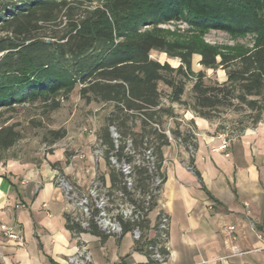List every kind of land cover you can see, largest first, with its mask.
Listing matches in <instances>:
<instances>
[{
	"label": "trees",
	"instance_id": "1",
	"mask_svg": "<svg viewBox=\"0 0 264 264\" xmlns=\"http://www.w3.org/2000/svg\"><path fill=\"white\" fill-rule=\"evenodd\" d=\"M172 22L235 36L254 35L256 41L238 55L220 54L208 44L195 42L181 44L180 53H173V45L158 32L160 26ZM153 50L179 57L181 65L173 67L153 59ZM196 53L205 68L222 65L227 70L226 81H206L203 72L195 74L192 57ZM76 88L88 103L113 105L99 136L107 146L111 187L128 192L121 168L110 163L111 155H118L122 162L133 161L132 154L125 155L127 135H131L129 145L136 152L153 148L154 180L160 177L164 183L163 148L172 141L164 125L169 119L176 123L175 104L207 121L242 104L257 111L254 123L262 119L264 0H105L95 6L92 0H0V110L38 103L44 110L54 111ZM111 125H117L125 136L119 147L114 146ZM134 127L138 131L131 133ZM169 130L173 139H180L188 151H195V126L183 131L176 123ZM52 134L55 142L65 136V131ZM21 137L15 125L0 127V162L3 153ZM133 168V187L129 190L145 192L152 169L149 165ZM128 196L134 201L131 193ZM135 225L145 236L149 218L125 223L124 232ZM65 226L73 235L90 232L103 239L109 236L93 221L89 228H83L71 214L66 215ZM138 243L147 252L150 242ZM161 251L169 255V250Z\"/></svg>",
	"mask_w": 264,
	"mask_h": 264
},
{
	"label": "crops",
	"instance_id": "2",
	"mask_svg": "<svg viewBox=\"0 0 264 264\" xmlns=\"http://www.w3.org/2000/svg\"><path fill=\"white\" fill-rule=\"evenodd\" d=\"M194 126L193 154L173 140L163 148L164 183L143 241L154 236L163 212L170 218L165 264H264V122L229 138V156L217 150L224 134L213 133L210 121L194 117ZM74 158L61 169L45 163L0 173V225L19 235L10 239L0 228V264H67L80 245L88 247L93 264L148 262L130 231L103 239L66 228V215L74 210L56 176L82 190L102 171L110 183L104 158L96 168L87 163L90 155L86 164Z\"/></svg>",
	"mask_w": 264,
	"mask_h": 264
},
{
	"label": "rangeland",
	"instance_id": "3",
	"mask_svg": "<svg viewBox=\"0 0 264 264\" xmlns=\"http://www.w3.org/2000/svg\"><path fill=\"white\" fill-rule=\"evenodd\" d=\"M103 1L105 0H92V4L95 6ZM158 32L173 45V53H180L181 49L179 45L195 42L197 45L208 44L214 47L220 54L238 55L241 51L251 48L256 41V36L254 35L235 36L218 30H199L182 22H172L162 25L159 27ZM151 57L161 63L168 62L173 67L181 65L179 57L170 56L166 52L153 50L151 51ZM217 60L220 61L221 58L218 57ZM200 61L201 55L198 53L194 54L192 65L195 74L200 71L203 72L206 81H218L220 83L226 81L227 70L222 65H218L216 68H205ZM192 82L193 79L187 85V93L191 89ZM173 107L178 114L176 123H179V128L183 131L190 128L193 129L194 125L190 126V122H194L195 114L185 110L179 104H175ZM112 109V104L96 101L86 102L81 98L79 89L76 88L67 100L62 101L61 107L54 111H46L38 103L18 105L15 107V110L10 111L0 110V127L11 124L15 125L22 135L14 147L3 153V160L0 162V173H6L10 168L19 167L20 165L30 167L40 166L45 163L50 164L53 169H61L73 163L74 156L79 157V155L84 156L78 159L80 163L85 164L88 161V155H90L92 158L87 163L91 167L96 168L98 161L93 154L94 147L96 143H99V150H104L106 147L104 157L106 156L107 146L99 136L107 125L106 118ZM256 115L257 111L250 110L246 105L236 104L231 108L223 110L210 121L213 125L212 132L222 133L228 139L236 137L245 130L252 129L259 123L264 122V112L262 119L258 123H254ZM176 123L173 119H169L164 127L166 129L174 128L176 127ZM87 129L91 130L94 134L92 135L90 132H87ZM110 129L114 146H121L123 139H125L124 134L117 125H111ZM52 131H65V136L52 142ZM133 131H138V127L130 130L131 133ZM129 136L131 135H127V139L129 138L128 145L131 142V137ZM221 146L222 143L219 147ZM130 154L133 155L134 159L131 162L134 163L135 158H138V151H131ZM110 158L111 165L119 169L120 167L112 161V158H114L118 162L117 156L111 155ZM131 162L129 164L135 166V163ZM106 165L107 172L109 173L111 166L107 162ZM102 173V171H96L94 177L89 180L88 187L82 189V191H86L97 178L105 180ZM69 181L72 182L71 180ZM113 192H119V189L113 188ZM84 195L86 194H79V198H83Z\"/></svg>",
	"mask_w": 264,
	"mask_h": 264
},
{
	"label": "built area",
	"instance_id": "4",
	"mask_svg": "<svg viewBox=\"0 0 264 264\" xmlns=\"http://www.w3.org/2000/svg\"><path fill=\"white\" fill-rule=\"evenodd\" d=\"M86 131L90 132L92 135L94 134L91 130L87 129ZM165 132L170 136L171 140L179 143L180 139H173L169 129ZM228 147L229 139L224 137L222 140V147H218L217 150L226 152ZM114 151L117 153L118 148H115ZM131 151L136 150H134L133 145H127L125 148V155L127 156V153H131ZM189 152L193 154L194 150L191 149ZM93 154L97 160L105 158L104 150L98 149V143L95 144ZM225 155L229 156V153L226 152ZM83 157V155H79V158ZM152 158H156L152 147H146L138 151V158H135V168H145V165H152ZM119 161L121 165V159H119ZM149 173L151 178L145 192H142L140 189L129 190L127 175L123 174L125 177V188L131 193L134 201L129 200L128 192L126 191L113 192L111 184L101 178L94 180L86 191L80 190L62 174H58L55 179L57 185L64 193L65 200L74 210L72 215L83 228H89L93 221L104 233L121 236L124 233L125 223H137L140 220L148 219L150 213L158 206L152 208V203L156 197H160L163 183L155 182L153 166L152 172ZM91 190H99L101 192V199H92ZM79 194H86V203H79ZM169 227V216L159 212L157 214L155 234L152 238L148 239L150 243L147 245L148 262L146 264L166 263L168 255L164 254L161 249L165 248L169 250ZM0 228L8 238H19V235L15 232L13 227L1 224ZM231 229H233V227H231ZM130 232L136 241L145 239L143 230L138 225H135ZM67 264H93V258L88 247L86 245H80L77 251L69 257Z\"/></svg>",
	"mask_w": 264,
	"mask_h": 264
},
{
	"label": "bare ground",
	"instance_id": "5",
	"mask_svg": "<svg viewBox=\"0 0 264 264\" xmlns=\"http://www.w3.org/2000/svg\"><path fill=\"white\" fill-rule=\"evenodd\" d=\"M111 130V129H110ZM115 136V135H114ZM116 143V142H115ZM99 144V143H98ZM99 147V146H98ZM222 147V146H221ZM106 148V147H105ZM104 148V151L106 150ZM105 155V154H104ZM115 156V155H114ZM112 161L114 162V163H116L120 168H121V170H122V172L124 173V174H126L127 175V184H128V188H132L133 187V177H132V172H133V167H134V165H132L131 166V164H129V163H127L126 161H124V162H122L121 163V165H120V163H118L117 162V160L116 159H114V158H112ZM111 161V162H112ZM119 161V160H118ZM113 163V164H114ZM131 163H133V162H131ZM135 163V162H134ZM133 163V164H134ZM154 165V158H152V165H149V167L152 169V166ZM152 172V171H151ZM163 180L160 178V177H157L156 179H155V182H158V183H163L162 182ZM82 195V194H81ZM91 198L92 199H101V192L99 191V190H91ZM79 203H86V195H84L83 196V198H79Z\"/></svg>",
	"mask_w": 264,
	"mask_h": 264
}]
</instances>
